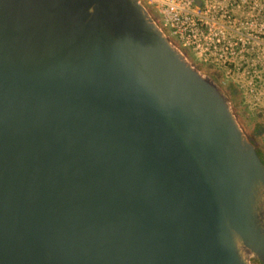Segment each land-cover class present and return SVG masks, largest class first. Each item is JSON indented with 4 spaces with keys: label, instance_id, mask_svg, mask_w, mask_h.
Here are the masks:
<instances>
[{
    "label": "water",
    "instance_id": "obj_1",
    "mask_svg": "<svg viewBox=\"0 0 264 264\" xmlns=\"http://www.w3.org/2000/svg\"><path fill=\"white\" fill-rule=\"evenodd\" d=\"M135 0H0V264H245L263 164Z\"/></svg>",
    "mask_w": 264,
    "mask_h": 264
},
{
    "label": "rangeland",
    "instance_id": "obj_2",
    "mask_svg": "<svg viewBox=\"0 0 264 264\" xmlns=\"http://www.w3.org/2000/svg\"><path fill=\"white\" fill-rule=\"evenodd\" d=\"M243 41L242 52L237 53L240 43L233 44L236 55L227 58L224 47L221 58L215 55L208 60L199 58L191 49L176 52L183 64L212 85L223 100L242 143L251 146L252 142L259 149L264 172V38H243ZM253 207L256 225L264 236V184L261 182L255 187ZM239 253L245 264H264V257L240 242Z\"/></svg>",
    "mask_w": 264,
    "mask_h": 264
},
{
    "label": "built area",
    "instance_id": "obj_3",
    "mask_svg": "<svg viewBox=\"0 0 264 264\" xmlns=\"http://www.w3.org/2000/svg\"><path fill=\"white\" fill-rule=\"evenodd\" d=\"M135 1L175 52L191 49L208 60L221 58L224 47L227 58L236 55L233 44L240 43L237 53L242 52L243 38H264V0Z\"/></svg>",
    "mask_w": 264,
    "mask_h": 264
},
{
    "label": "trees",
    "instance_id": "obj_4",
    "mask_svg": "<svg viewBox=\"0 0 264 264\" xmlns=\"http://www.w3.org/2000/svg\"><path fill=\"white\" fill-rule=\"evenodd\" d=\"M211 86H212V85H211ZM250 143H251L252 148L255 150V152L257 153V155H258V157H259V159H260V161H261V156H260V151H259V149L256 148L252 142H250ZM261 163H262V161H261ZM262 257H264V255H263Z\"/></svg>",
    "mask_w": 264,
    "mask_h": 264
}]
</instances>
